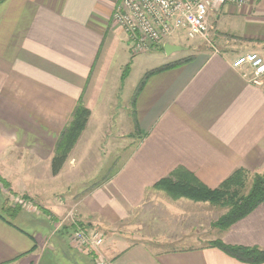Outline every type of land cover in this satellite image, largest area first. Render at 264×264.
Masks as SVG:
<instances>
[{"label": "crops", "instance_id": "1", "mask_svg": "<svg viewBox=\"0 0 264 264\" xmlns=\"http://www.w3.org/2000/svg\"><path fill=\"white\" fill-rule=\"evenodd\" d=\"M118 1L0 0V176L11 191L28 192L47 209L34 219L19 214L17 225L0 217V264H97L93 253L70 244L73 223L56 229L69 220L104 233L109 264H250L206 243L168 250L127 244L117 229L179 167L209 188L239 167L264 173V74L254 82L250 66L232 65L238 55L264 58V0L211 11L207 36L189 41V51L184 33L154 45L148 52L163 51V62L144 68L132 101L139 142L105 180L72 189L74 170L84 177L102 160L85 133L99 94L110 89L107 78L117 84L124 71L116 74L111 63L114 46L129 42L113 19ZM80 100L91 110L89 121L53 173L56 145ZM102 167L87 173L98 176ZM210 239L264 249V202Z\"/></svg>", "mask_w": 264, "mask_h": 264}, {"label": "rangeland", "instance_id": "2", "mask_svg": "<svg viewBox=\"0 0 264 264\" xmlns=\"http://www.w3.org/2000/svg\"><path fill=\"white\" fill-rule=\"evenodd\" d=\"M119 2L120 1H118V3ZM228 2L243 5L246 0H243L241 4L238 1H227L219 8L213 9L212 11L220 9ZM175 37H178V35L174 36V38ZM196 38L188 37L184 41L188 51L190 50L189 48H192L191 45H193L190 44L189 41L193 42V39ZM201 47L205 48L204 46ZM148 51L136 52L131 41L127 43L120 42L117 46H114L111 57L112 68L115 69L116 74L124 70L122 78H120L117 84H115L116 79H113L112 76L107 78L106 83L110 89L104 88L99 94L97 102L93 105L97 110L96 119H105V121L102 120L98 123L95 119L85 133V138L92 137L96 140L93 146L97 149L102 160H95V164L93 161L90 166L91 170L87 168L84 170L86 172L84 177L83 175H78V177H76L77 173H75L74 170L73 177H75V183L72 189L80 187L81 189L85 187L90 188L94 184H97L98 181L105 180L108 173L111 171L110 168L112 169L123 161L127 153L139 142L140 132L135 118L137 116L136 108L132 104L133 97L142 90V86L145 82L141 81L142 78H144V74L142 73L144 68L148 64L149 66H154L155 64L163 62L159 57H163L164 55L163 51L157 53H150ZM126 68L128 69L126 70ZM124 72L126 75L123 77ZM77 152L78 150L75 153L77 154ZM100 165L101 167L103 165L100 170L102 173H100L101 175L94 176L87 173L90 171L94 172V166L96 171ZM170 175L171 173L165 177ZM253 176L254 175L248 174L246 187L244 189L245 192L252 186ZM4 180L9 186L6 187L3 182L0 183V213L5 214L2 210V206L4 205L3 198H9L12 205L20 206L25 212L21 210L18 213H24V215L28 216L30 219L40 210L44 213L47 212L45 205L40 204L41 202L39 203L30 193H20L15 190L11 191L10 183L6 179ZM148 197L149 198H147L140 208L136 209L129 217L124 218L118 225L119 228L117 231L128 238L127 244L146 242L152 248L158 250L178 249L180 246H196L204 245L205 243L209 245V243L215 240H211L210 238L219 230V227L215 226V222L228 210L226 205H216L210 202H195L184 197L177 199L162 189H154ZM18 215L19 214H17L16 217H18ZM18 222L27 230H31L34 227L22 220H18ZM71 223H73V228L71 226L72 230L79 226L85 228V226L88 227L89 225L85 222H77L74 220L72 222V220H69L66 224H57L58 226L55 227L59 231H65L64 229H67V225H71ZM52 226L54 225L52 224ZM56 229L54 230L55 232L57 231ZM87 229L91 230L89 228ZM95 230L97 229L95 228ZM98 231L101 232L100 229ZM162 232L169 233V235L171 232L175 237L181 239L176 241L169 240L168 235L162 234ZM71 235L72 234H70V237ZM208 238L210 240L206 241ZM42 240L44 239L42 238ZM123 243L124 241H120V247L124 245ZM70 244L76 248L75 244L71 242ZM104 245L105 237L102 247H100L98 251L104 256L105 263L109 264L104 254Z\"/></svg>", "mask_w": 264, "mask_h": 264}, {"label": "trees", "instance_id": "3", "mask_svg": "<svg viewBox=\"0 0 264 264\" xmlns=\"http://www.w3.org/2000/svg\"><path fill=\"white\" fill-rule=\"evenodd\" d=\"M174 64H167L160 69L174 66ZM125 75L126 73L124 72L123 77ZM90 115V108L80 100L73 111L71 120L62 131L56 145V152L52 159L53 173L59 172L68 159L70 152L86 128ZM247 177V171L239 167L218 187L209 188L193 173L183 167H179L170 176L157 181L153 188L162 189L177 199L184 197L195 202H210L216 205H226L228 207L227 212L215 222V226H218L220 230H226L233 223L252 212L260 203L264 202V174H254L252 186L245 192ZM1 182L5 184L4 186H9L4 178L0 176ZM3 204L2 210L5 214L0 213V217L10 224L17 225L13 220H15L17 214H20L18 213L19 211L22 210L24 212L23 209L18 205H12L9 198H3ZM82 225L85 226L84 224ZM85 228L87 229L88 227L85 226ZM209 246L219 247L227 254L242 262L250 264L264 262V249L259 247L226 244L221 239H215L209 243Z\"/></svg>", "mask_w": 264, "mask_h": 264}, {"label": "built area", "instance_id": "4", "mask_svg": "<svg viewBox=\"0 0 264 264\" xmlns=\"http://www.w3.org/2000/svg\"><path fill=\"white\" fill-rule=\"evenodd\" d=\"M227 1L243 3V0H120L114 8L113 19L136 52L148 51L181 33L190 38L206 37L210 12ZM232 65L250 66L254 82L264 74V58L257 52L238 55ZM71 234L70 242L78 250L93 253L97 264H108L98 251L104 241L102 232L79 226Z\"/></svg>", "mask_w": 264, "mask_h": 264}, {"label": "water", "instance_id": "5", "mask_svg": "<svg viewBox=\"0 0 264 264\" xmlns=\"http://www.w3.org/2000/svg\"><path fill=\"white\" fill-rule=\"evenodd\" d=\"M173 48H174V46H171V47L169 46V47H168V45H167V47H166L167 51H168V49H173Z\"/></svg>", "mask_w": 264, "mask_h": 264}]
</instances>
